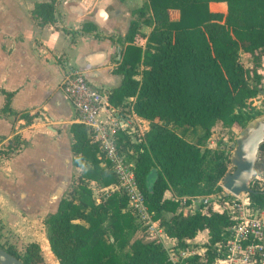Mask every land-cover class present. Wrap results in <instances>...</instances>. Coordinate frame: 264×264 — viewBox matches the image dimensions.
Wrapping results in <instances>:
<instances>
[{
	"label": "trees",
	"instance_id": "obj_1",
	"mask_svg": "<svg viewBox=\"0 0 264 264\" xmlns=\"http://www.w3.org/2000/svg\"><path fill=\"white\" fill-rule=\"evenodd\" d=\"M148 3L151 18L143 20L140 9L133 21L117 69L123 83L108 99L118 106L134 98L135 112L150 122L144 141L131 146L135 155L129 160L134 161L137 185L153 220L168 238L177 241L176 249L186 248L187 240L206 231L204 256L195 255L182 264H212L215 245L226 243L232 222L225 214L178 213L176 198L222 191L219 182L226 175L227 158L203 149L204 143L218 124L258 117L246 116L242 109L249 99L264 92V82L257 74L264 55V0ZM212 3H225V12L211 10ZM34 15L42 24L52 23L53 2L37 3ZM141 23L153 26L148 36L139 30ZM84 28L92 30L90 24ZM242 55L253 58L252 69L246 67ZM6 105L4 111L9 109ZM197 128L203 130L198 142L186 140L189 129ZM70 131L72 165L80 172L76 180L73 177L68 196L62 194L44 218L47 239L59 264H174L161 238L131 241L138 229L136 217L124 212L127 199L112 190L118 180L110 165L102 166L99 146L90 142L85 127L73 123ZM19 144V137L14 136L9 150ZM128 145L124 140L123 146ZM259 154L256 169H264V145ZM153 170L157 178L149 190L147 178ZM167 191L174 198H165ZM96 192L105 195L99 202ZM251 199L256 209L264 208L263 192H254ZM1 247L25 264H46L37 243L27 244L23 253L13 246Z\"/></svg>",
	"mask_w": 264,
	"mask_h": 264
},
{
	"label": "crops",
	"instance_id": "obj_2",
	"mask_svg": "<svg viewBox=\"0 0 264 264\" xmlns=\"http://www.w3.org/2000/svg\"><path fill=\"white\" fill-rule=\"evenodd\" d=\"M52 2L54 21L42 24L35 5ZM136 5L133 0H0V233L12 235L11 242L18 235L39 244L46 264L59 262L44 218L80 172L72 165V108L61 91L64 74L78 68L96 86L119 88L123 77L117 69L139 14ZM139 30L148 36L153 26L141 23ZM14 136L20 148L8 158ZM164 196L174 198L171 191ZM200 234L208 240L206 231ZM198 236L189 241L197 243ZM161 238L168 252L174 251L167 243L174 248L177 241L165 233Z\"/></svg>",
	"mask_w": 264,
	"mask_h": 264
},
{
	"label": "built area",
	"instance_id": "obj_3",
	"mask_svg": "<svg viewBox=\"0 0 264 264\" xmlns=\"http://www.w3.org/2000/svg\"><path fill=\"white\" fill-rule=\"evenodd\" d=\"M257 74L264 82V55ZM61 91L72 108V123L85 127L90 142L99 146L98 158L102 166L110 165L117 178L118 184L112 190L119 191L127 199L124 212L134 215L137 223L151 233L156 232L155 239L161 238L164 229L148 211L144 195L137 185L134 161L129 160L135 155L131 146L143 142L150 128V122L135 112V99L128 98L118 106L110 104V91L94 85L88 72L78 68H70L65 72ZM124 140L129 143L127 147L123 146ZM15 151L8 152V158L14 156ZM256 171L249 188L253 193H264V169ZM220 185L222 187V183ZM253 193L236 196L222 187L219 194L176 198L180 202L178 213H219L227 215L232 222L226 230L229 236L226 243L215 245L212 264H264V208H255L251 199ZM189 243L187 240L186 244ZM205 252L186 247L170 252L169 257L174 264H182L184 259L195 255L204 256Z\"/></svg>",
	"mask_w": 264,
	"mask_h": 264
},
{
	"label": "rangeland",
	"instance_id": "obj_4",
	"mask_svg": "<svg viewBox=\"0 0 264 264\" xmlns=\"http://www.w3.org/2000/svg\"><path fill=\"white\" fill-rule=\"evenodd\" d=\"M137 5V9H143L144 10V16L143 20L151 18V11L149 7L148 0H133ZM210 9L214 11H225L226 10V4L225 3H212L210 4ZM139 15V14H138ZM138 15H136V19H138ZM172 17L176 19L177 14L173 13ZM142 20V21H143ZM150 28H146V31H148ZM241 60L245 63L246 67L249 69H252L254 67V60L253 58L247 57L245 55L241 56ZM143 69V65L140 64L138 66V72L141 73ZM246 116H252L255 114H258V117L264 116V92H261L259 95L249 99L247 101L246 106L242 109ZM250 121L243 120L242 123L237 122H231L228 125L224 124H218L216 125L212 130V136L209 140H207L204 143L203 149L212 150L214 152H218L223 154L225 158H227L226 162V174L228 172H231L233 169L231 167L230 163V157L233 153V148H231V144L235 143L236 139L239 137L241 131L244 129V127L249 123ZM176 131L180 133V130L175 128ZM203 134V130L200 128H197L195 130L189 129L188 133L185 135L186 140L197 143L200 136ZM20 140V139H19ZM260 157V154H259ZM260 159H258L259 161ZM221 182H219V186L221 187ZM73 182L71 183V185ZM70 185V186H71ZM222 188V187H221ZM71 190V187L67 189L66 196H68L69 192ZM221 192V191H220ZM220 192H214L212 194H206V195H200V196H210L214 194H219ZM64 196V197H66ZM105 196L104 194H101L100 192H96L95 197L101 200V197ZM165 219H168L165 217ZM135 225L137 226V231L135 233H132L130 236L131 241L134 240H143V241H151L156 238V232L151 233L147 228L143 227L142 225H139L137 221L135 222ZM11 234V233H9ZM20 234V233H19ZM12 235H5V233H0V246L8 247L13 246L15 249H17L18 252L23 253L25 247L27 244L22 238H20L18 235L13 236L12 242L10 241ZM17 239H16V238ZM197 243H192L190 241L189 245H187L188 248L197 250L199 252H205V244L207 243V235L200 234L198 236ZM167 245L169 248L174 249L171 247L170 243L168 242ZM168 248V249H169ZM44 262L46 263L45 259Z\"/></svg>",
	"mask_w": 264,
	"mask_h": 264
},
{
	"label": "water",
	"instance_id": "obj_5",
	"mask_svg": "<svg viewBox=\"0 0 264 264\" xmlns=\"http://www.w3.org/2000/svg\"><path fill=\"white\" fill-rule=\"evenodd\" d=\"M264 145V116L251 120L241 131L233 148L230 163L232 171L228 172L223 180L222 187L229 193L241 196L244 193H253L249 188L250 182L256 176V164L259 152ZM157 172L155 170L147 178L148 189L151 190ZM0 264H25L0 246Z\"/></svg>",
	"mask_w": 264,
	"mask_h": 264
}]
</instances>
